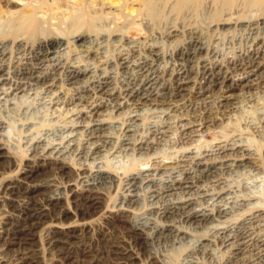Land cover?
<instances>
[{
  "label": "rangeland",
  "instance_id": "1",
  "mask_svg": "<svg viewBox=\"0 0 264 264\" xmlns=\"http://www.w3.org/2000/svg\"><path fill=\"white\" fill-rule=\"evenodd\" d=\"M40 1L69 18L31 34L0 17V264H264V67L244 68L264 50V0ZM205 68L227 84L202 88ZM178 73L191 82L177 96ZM152 87L151 102L127 95ZM216 145L243 162L201 173ZM182 200L189 212L163 215Z\"/></svg>",
  "mask_w": 264,
  "mask_h": 264
},
{
  "label": "bare ground",
  "instance_id": "2",
  "mask_svg": "<svg viewBox=\"0 0 264 264\" xmlns=\"http://www.w3.org/2000/svg\"><path fill=\"white\" fill-rule=\"evenodd\" d=\"M5 1V3L7 4V6H8V4H14L15 6H16V8L15 9H13V10H5V9H0V17H4V16H11V18L10 19H12V17H15V18H17L16 19V21H17V23L19 24H17L18 25V27H20V28H26V27H29L30 25H31V23H34L35 21L37 22V21H41V19L42 20H45V19H47V17H49V16H51V17H57V18H60L61 20L63 19V18H65V19H67V18H69V16H70V13H71V11H70V13H69V9H64L65 11H68V12H60V11H62L61 9H63L60 5H57V4H59V3H57V2H55V1H53L52 3H49V2H42V1H40V0H4ZM44 1V0H43ZM58 1V0H57ZM66 1H68V2H71V3H73L74 4V6H75V4H77V6H78V4H83V3H81V0H66ZM66 1H65V3H66ZM215 1V0H214ZM255 1H257V2H259L260 0H255ZM54 2L55 3H57L56 5L54 4ZM82 2H84V1H82ZM226 2L228 3V4H230V2H232V0H226ZM90 3H92V4H94L93 3V0L90 2ZM107 3V2H106ZM96 4V3H95ZM107 4H109V6L110 7H116V6H118V4H117V2H116V0L114 1V0H110ZM71 6V5H70ZM76 6V7H77ZM73 8V7H72ZM74 9V8H73ZM127 9H128V6H127ZM126 9V10H127ZM72 10V9H71ZM134 11V10H133ZM133 11H131V13L133 14ZM127 12V11H126ZM72 13H73V11H72ZM108 13H110V12H108ZM7 18V17H6ZM74 18V17H73ZM6 20V19H5ZM80 20V19H79ZM20 23H19V22ZM50 21V20H49ZM56 21V20H55ZM72 21V20H71ZM222 24V23H221ZM20 28H19V30H20ZM36 28L34 27V26H30V28H29V30H31V34H34L35 33V30ZM30 34V35H31ZM82 37L83 36H81V35H78L76 38H77V41L79 42V41H81L82 40ZM55 38V37H54ZM19 39V38H18ZM51 40V39H50ZM263 43V42H262ZM48 47V46H47ZM48 48H50V47H48ZM195 48V47H194ZM48 50V49H47ZM257 50V49H256ZM44 54H45V52H44ZM48 54V53H47ZM248 55V54H247ZM251 56V55H250ZM236 58V57H235ZM148 59V58H147ZM181 59V58H180ZM251 63H250V65H248L247 63V65L244 67V68H251V69H249V72H254V71H256V70H258V69H260V68H262V67H264V50H262V51H259V50H257V51H254V53L252 54V58H251ZM148 61V60H147ZM179 61V60H178ZM250 61V60H249ZM249 61H248V63H249ZM176 62V61H175ZM183 62V61H182ZM181 63V62H180ZM182 64V63H181ZM236 64V63H235ZM237 64H238V62H237ZM236 64V65H237ZM243 64H244V62L242 63V66H243ZM139 65V64H138ZM152 66V65H151ZM173 66V65H172ZM234 66V65H233ZM240 67H241V65H239ZM188 67V66H187ZM186 67V68H187ZM206 67V66H205ZM246 69H244V70H246ZM150 71V70H149ZM183 71V70H182ZM221 71V70H220ZM220 71H218V72H216L215 71V69H213V68H205L204 69V76H203V79H204V85L202 86V88H205V83H207V82H209L210 83V85H218L219 83H220V81L222 82V83H225V85L227 84V81H228V79H227V76H226V74H223L222 72H220ZM148 72V71H147ZM248 72V71H247ZM23 73V72H22ZM148 74H151V73H148ZM202 74V75H203ZM71 77H72V80L73 79H76V81L78 80L77 78H81V77H83V75L84 74H82V73H80V72H74V71H72L71 72ZM166 75V74H165ZM23 76V75H22ZM155 76V75H154ZM192 77V76H191ZM155 78L156 77H150V76H145V79L144 80H146V82H145V84L147 85V84H151V83H155L154 82V80H155ZM26 79H27V77H26ZM162 79V78H161ZM172 79V78H171ZM71 80V79H70ZM153 81V82H152ZM106 82V81H105ZM144 82V81H143ZM156 82H158V81H156ZM175 95H179V94H181L183 91H186V90H188L187 89V87H188V85L190 84V82H191V80L189 79V76L188 75H186V73H178V75H176L175 76ZM100 83V82H99ZM8 84V83H7ZM13 84V83H12ZM44 84V83H43ZM89 85V84H88ZM101 85V84H100ZM202 85V84H201ZM232 85H233V83H232ZM233 86H235V85H233ZM12 87V86H11ZM21 87H23L22 85L21 86H16V87H14L13 89L15 90V91H20V90H23ZM100 87V86H99ZM160 87V86H159ZM211 87V86H210ZM134 89V88H133ZM139 89H141V88H139ZM201 89V88H200ZM207 89V88H206ZM99 90V89H98ZM106 90V85H105V83H103V85H101V88H100V90L99 91H105ZM131 90V89H130ZM203 91L205 90V89H202ZM11 91V90H10ZM201 91V90H200ZM130 92V91H129ZM153 87H152V89L150 90V88H144V89H142V90H134V91H131L130 93H127V95H128V97L134 102V101H145V100H148V101H150L151 102V100L150 99H148L149 97H151L152 95H154L153 94ZM106 93V92H105ZM165 93V92H164ZM113 94H115V93H113ZM202 95V94H201ZM96 96V95H95ZM99 96V95H98ZM158 96V95H157ZM161 98V97H160ZM123 100V99H122ZM132 101H131V103H132ZM106 102V101H105ZM136 102L134 103V104H136ZM212 102V101H211ZM54 103V102H53ZM72 103V102H71ZM137 103H140V102H137ZM133 104V103H132ZM102 105V104H101ZM137 105H139V104H137ZM90 106V105H89ZM214 106V105H213ZM216 106V105H215ZM134 107V106H133ZM142 107V106H141ZM205 107V106H204ZM139 108V107H138ZM98 109H99V106H97V105H94V106H92V108L91 109H89L88 111H82V113H83V115H86V116H91V115H93V118L94 117H96L95 119H92V123L90 124L91 125V127H92V131H95L96 132V135L98 136L99 134H98V131H101L102 129H103V126L105 125V119H102L101 117H100V114H99V116H96V114H97V112H98ZM149 109V108H148ZM59 110V109H58ZM117 110V109H116ZM142 110V109H141ZM140 110V111H141ZM145 110V109H144ZM143 110V111H144ZM68 111V110H67ZM81 111V110H80ZM156 111V110H155ZM79 112V111H78ZM81 113V114H82ZM131 113V112H130ZM135 113V112H134ZM79 114V113H78ZM169 114V113H168ZM105 115V114H104ZM80 116V115H79ZM133 117V116H132ZM81 119V118H80ZM87 119V118H86ZM85 119V120H86ZM189 129H192V127H185V130L187 131H189ZM194 130L192 129V131L191 132H193ZM100 136V135H99ZM98 136V137H99ZM103 137V136H102ZM153 138H155V137H153ZM98 142V141H97ZM1 143V142H0ZM154 143V142H153ZM199 144V143H198ZM210 144V143H209ZM64 146V145H63ZM149 146V145H148ZM201 148V147H200ZM234 148V147H233ZM147 149H149V148H147ZM237 149V148H236ZM235 149V150H236ZM5 151L6 150H4V148L3 147H1L0 146V160L2 159V158H5L6 156H5ZM92 151V150H91ZM147 151V150H146ZM211 152V154L210 153H205L202 157H200V158H198L197 159V166L199 167V170L201 171V173H207L210 169V167L212 166V164H216V163H220L221 162V164L222 163H227L228 161H231V162H235L236 163V161L238 162V163H242L243 162V160H244V158H232L231 156L233 155L232 153H233V151H234V149H232V148H227L226 147V145H216L213 149H209V150H207V152ZM246 151V150H245ZM232 152V153H231ZM189 153V152H188ZM254 153V152H253ZM187 154V153H186ZM6 155H7V157H10L11 158V156L7 153V151H6ZM213 155H215L216 157H214V158H211V157H213ZM243 156V155H242ZM244 157V156H243ZM37 158V157H36ZM45 158V157H44ZM48 158V157H47ZM144 158V157H143ZM9 160V159H8ZM45 160V159H44ZM236 160V161H235ZM37 161V160H36ZM145 163V162H144ZM53 164V163H52ZM231 165V164H230ZM232 166V165H231ZM64 167V166H63ZM67 167V166H66ZM213 167V166H212ZM145 168V167H144ZM85 172V171H84ZM102 172H104V171H102ZM138 173V172H137ZM99 174V173H98ZM210 174V173H209ZM96 175V174H95ZM192 177V176H191ZM191 179H190V177H189V175H186L183 179L181 178V179H178V180H176V182L174 183V184H172V188L169 190V191H176V190H179V189H183V190H186V189H190L192 186H191V181H190ZM102 181H104L105 183L106 182H108V184L109 183H111V182H113V175L111 174V173H104L103 174V176H102ZM197 185V184H196ZM209 186V185H208ZM96 187V186H95ZM91 188V187H90ZM92 190V189H91ZM90 190V191H91ZM166 191V190H165ZM98 195V194H97ZM159 195V194H158ZM99 196V195H98ZM174 198V197H173ZM127 199V198H126ZM129 199V198H128ZM135 199V198H134ZM90 200V199H89ZM93 200H94V198H93ZM92 200V201H93ZM99 200V199H98ZM130 200V199H129ZM58 201V200H57ZM91 201V200H90ZM151 201V200H150ZM221 201V200H220ZM99 202V201H98ZM49 203V202H48ZM50 204H51V202L49 203V206H50ZM93 204V203H92ZM61 205V204H60ZM189 205H190V202H189V200H182V201H178L177 203H175V205L173 206V207H171L170 206V209L169 210H167V211H164L163 212V215L164 216H166V215H174V214H181V213H185V212H187L188 210V208H189ZM43 206V205H42ZM122 206V205H121ZM45 207V206H44ZM57 207V206H56ZM35 208V207H34ZM187 210V211H186ZM157 211V210H156ZM189 212V211H188ZM157 213H158V211H157ZM38 215H39V217L40 216H42L43 215V211H40V213H38ZM189 218L191 219V220H194V221H196V222H200V221H202V220H204V218H205V215L204 214H201V213H199V212H193V213H190L189 215ZM35 217V216H34ZM60 217V216H59ZM170 217V216H169ZM165 218V217H164ZM171 218V217H170ZM189 221V220H188ZM166 222V221H165ZM248 222V221H247ZM246 223V222H245ZM260 224V223H259ZM20 226V225H19ZM18 227V226H17ZM165 227H168V226H164L163 227V229H166L167 231H168V229L167 228H165ZM243 228V227H242ZM22 229V228H21ZM53 229V228H52ZM171 229V228H170ZM23 232V231H22ZM188 232V231H187ZM180 233V232H179ZM182 233V232H181ZM186 233V232H185ZM25 235V234H24ZM186 235V234H185ZM17 236V235H16ZM29 236V238L27 239V237ZM20 237V236H19ZM23 237V236H22ZM33 238H34V236H32ZM32 237H30V235L29 234H27V236H26V238H25V242H24V244H26V243H28V242H30V241H32L33 239H32ZM28 240V241H27ZM143 241V240H142ZM231 241V240H230ZM248 241V240H247ZM23 243V242H22ZM235 243V242H234ZM247 244V243H246ZM205 245H206V243H205ZM241 246H245V244L244 245H241L240 244V247H239V244H238V248H236V252L235 253H237V254H239V252H241L242 250H241ZM258 246V245H257ZM262 246H264V242H263V244H262ZM251 247V246H250ZM206 248V247H205ZM263 249V248H262ZM261 251V250H260ZM28 253V252H27ZM234 257V256H233ZM242 258V257H241ZM259 261V260H258Z\"/></svg>",
  "mask_w": 264,
  "mask_h": 264
}]
</instances>
